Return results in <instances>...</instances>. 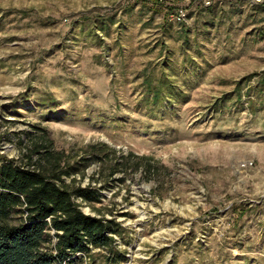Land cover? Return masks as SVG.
<instances>
[{
    "label": "rangeland",
    "instance_id": "1",
    "mask_svg": "<svg viewBox=\"0 0 264 264\" xmlns=\"http://www.w3.org/2000/svg\"><path fill=\"white\" fill-rule=\"evenodd\" d=\"M155 1L0 0V159L42 128L98 154L80 184L101 201L77 202L125 256L77 264H264V3ZM168 76L178 99L154 103Z\"/></svg>",
    "mask_w": 264,
    "mask_h": 264
},
{
    "label": "trees",
    "instance_id": "2",
    "mask_svg": "<svg viewBox=\"0 0 264 264\" xmlns=\"http://www.w3.org/2000/svg\"><path fill=\"white\" fill-rule=\"evenodd\" d=\"M257 5L264 11L263 4ZM213 6L202 8L213 14ZM165 79L155 88L149 83L154 103L164 92L168 98L178 99V87L169 76ZM39 134L22 154L23 161L0 159V264H77L83 258L78 253L90 257L92 249L98 248L106 249L110 260L120 261L125 255L116 249L114 236L124 232L121 223L86 214L77 202H100V189L91 184L82 187L76 177L70 183L64 179L77 174L84 177L98 154L67 156L54 149L45 128Z\"/></svg>",
    "mask_w": 264,
    "mask_h": 264
},
{
    "label": "built area",
    "instance_id": "3",
    "mask_svg": "<svg viewBox=\"0 0 264 264\" xmlns=\"http://www.w3.org/2000/svg\"><path fill=\"white\" fill-rule=\"evenodd\" d=\"M211 2H212V0H204V1H203L204 5H206V6H207V5H210ZM257 2H262V3H264V0H257ZM169 19H170L171 21L175 22V23H183V22H186V21L188 20V12H187V10H186L185 8H179V9H177L175 12H173V13H171V14L169 15ZM75 177H76L77 181L80 183L81 176L78 175V174H77V175H71V176H69V177L64 176V179H65V181H66L67 183H70L71 180H72L73 178H75ZM80 185H81L82 187H85V186L89 185V177H85V178H84V182H82ZM47 220L50 222L51 217H48ZM52 233H54V230H52Z\"/></svg>",
    "mask_w": 264,
    "mask_h": 264
}]
</instances>
